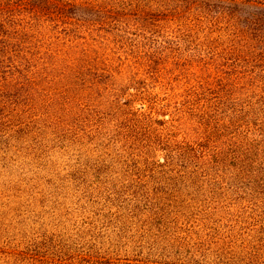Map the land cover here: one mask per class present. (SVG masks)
Returning a JSON list of instances; mask_svg holds the SVG:
<instances>
[{"label":"rangeland","instance_id":"obj_1","mask_svg":"<svg viewBox=\"0 0 264 264\" xmlns=\"http://www.w3.org/2000/svg\"><path fill=\"white\" fill-rule=\"evenodd\" d=\"M70 1L79 17L67 14L63 22L68 23L76 47L58 46L61 55L53 56L57 67L44 70L43 77L0 80V264L22 250L23 260L35 259L30 264H50L60 257L71 264H87V251L98 261L95 264H138L139 259L185 264L187 251L176 237L179 225H192V234L185 237L202 243L220 237L206 234L221 223V233L229 240L224 245L219 238L209 247L211 260L234 257L232 264L246 263L251 257L264 260V197L255 196L253 201L259 205L253 212L246 209L248 201L236 199L233 192L226 193L227 198L202 196L193 183L183 186L150 174L154 160L164 156V145L181 137L183 129L188 139L203 138L200 134L210 130L196 126L203 118L187 109L198 99L186 86L192 83L198 91L216 84L218 69L208 72L203 63L234 57L227 52L228 35L244 29L232 16L237 0ZM240 5V11L253 10ZM71 18L84 22H70ZM173 28L175 33L201 39L196 51L188 50L191 43L153 47L152 41L142 38L143 31L161 36L163 30ZM235 38L232 44L239 53L244 43ZM181 39L190 40L182 35ZM74 61L108 70L109 74L99 73L102 87L97 88L85 70L82 83L76 82L75 88L79 87L68 92L73 82L67 67ZM240 64L256 77L261 73L262 91L250 96L253 82L249 79L237 103L249 104L242 117L250 115L254 121L264 103V67L243 60ZM129 88L132 94L127 97ZM178 100L182 105L176 106ZM141 101L147 105L143 114L134 110ZM231 108L226 109L228 115ZM159 111L170 117L161 122L151 119V113ZM133 155L140 171L129 163ZM228 171L222 178L231 183L234 170ZM211 174L214 178V171ZM196 185L201 187L199 181ZM128 194L142 204H126ZM219 201L225 205L212 212ZM254 213L252 217L259 221L248 219L246 214ZM248 237L252 238L244 242Z\"/></svg>","mask_w":264,"mask_h":264},{"label":"trees","instance_id":"obj_2","mask_svg":"<svg viewBox=\"0 0 264 264\" xmlns=\"http://www.w3.org/2000/svg\"><path fill=\"white\" fill-rule=\"evenodd\" d=\"M184 1L191 2L190 0ZM241 3L249 7L252 6L253 10L240 11L238 6L241 7ZM235 5L236 9L232 16L234 15L237 23L241 22L243 24L244 29H238L239 31L242 30L241 33H238L237 30L228 35L231 45L227 52L234 57L223 58L220 62L215 58L211 59L210 63H203L206 64L204 65V70L208 72L218 69V73H215L214 77L216 78V84L212 82L208 87L198 91H195V85L192 83H188L186 86L189 92L194 95V99H198L197 103H191L193 107L189 108L188 106L187 109H194V112L201 114L203 118V129L200 127L202 123H196V126H199L200 130H204L205 126L211 127L210 130H204L205 133L200 134L203 138L188 139V131L183 129L181 137L173 138L164 145V156L160 160H154L155 166L150 171V174L160 180L166 178L173 183L182 182L183 186L193 183L200 192L204 193L202 196L208 193L212 198L218 194L227 198L226 193L233 192L236 199L248 201L250 205L246 209L255 212L256 206L259 205H256V202L253 201L255 196L264 197V103L259 109L260 113L257 119H254V121H252L250 115L242 117V115H245L246 110L250 108L249 104L241 106L237 103L244 96V93H242V90H244L242 87L244 86L242 85L245 81L252 79L250 96L253 91L261 92L263 89L260 81L261 73L258 74V78V75L256 77V73H253L249 67L242 66L240 63L243 60L250 66H254L253 63H255L256 68L261 69L264 67V35H257L258 33H264V0H237ZM77 10L76 5L70 0H0V80L9 81L19 77L23 81H31L33 76L40 75L43 77L46 75L43 73L44 70L48 71L49 67H55L58 60H54L53 56L60 54V52H56L58 46L64 44L67 48L76 47V44L71 39L72 37L70 38V34H68L70 31L67 27L68 23L63 22V20L67 18V14H77L79 17ZM46 13H49L50 16ZM73 20L80 23L84 22L80 18L69 19L70 22ZM51 29L54 31H51ZM175 30L177 29H165L161 36L143 31L142 38H148V41H152L153 47L169 45L172 48H178L180 46L185 47L191 43L192 47L188 50L196 51L201 39L193 37L190 33H175ZM169 31L170 33H168ZM248 33H251L252 38L248 36ZM181 35L190 38L187 41L188 43L182 41ZM235 37L241 38L244 43L239 53L236 51V46L232 44L233 40L236 39ZM135 44H138V42L136 43L135 41ZM204 55L205 52L201 53V58H204ZM213 55L218 57L217 53L213 52ZM237 55H242L243 59H235ZM67 70L70 80L73 82L71 83L72 88H68V92H71V94L79 87L75 88L76 82L82 83L80 82V77L85 70L93 77L92 83L98 84L97 88L102 87V83H98L100 74H109L108 70L100 71L93 66L86 67L77 61L71 63ZM113 76L114 73L111 71L110 78L112 79ZM131 92L132 89L128 92L127 97L132 94ZM85 94H89L88 90L85 91ZM192 94H189L190 102L193 98ZM261 101L264 102V98ZM176 104V106L182 105L181 100H178ZM228 106L232 107V111H230L232 113L229 115L226 111ZM145 107H147L146 103L141 101L134 107V110L139 114H143L146 111ZM213 114H216L215 121L211 123L210 118ZM166 116L170 117V115L165 114V111L151 113V119L154 121L161 122L162 118ZM208 119H210L209 123L204 125V122ZM184 139L185 143H183ZM134 160L135 155L132 156L129 163H135L134 168L140 171L138 163ZM229 168L234 170L231 178L233 182H223L222 177L230 173L228 171ZM212 171L215 173L214 178H212ZM202 178L210 181H204ZM196 181H199L201 187H197ZM124 200H126L124 201L126 204L128 202L136 205L142 204L140 199L129 194L125 195ZM152 203L153 201H149L150 206ZM224 205L225 203L219 201L216 205L219 207H211V211H218ZM243 206H245V203ZM146 209H148V205H146ZM128 213L133 214L131 210ZM256 214L246 215L250 216L248 219L256 222L259 221V218L252 217ZM233 222L238 225L237 221ZM222 224L208 229L206 237L210 238L211 235L208 233H215L220 237H217L218 239L216 238L214 242H218L220 238L223 239L222 242L225 245L229 239L225 238V235L221 233ZM228 226L231 227V225ZM192 228L190 224L187 226L179 225V229L177 228L180 232L176 234V237L183 240V248L188 253H185V264H232L234 257L228 261H225L223 257L215 260H211L208 257L209 247L214 242H194L190 236L185 237L192 234ZM251 238L248 237L243 241H249ZM8 253L6 252V254ZM13 254L14 259L9 257L5 261L6 264H30L31 261L35 260L31 259L29 261L30 259L27 258L28 263L23 260L21 256L24 254V250ZM258 254H261V252L258 251ZM85 255V258L89 259L87 264L98 262L92 253L87 251ZM85 255L80 258L83 259ZM137 263L158 264V262H145L141 259ZM50 264L71 263L60 257L58 261ZM126 264H130V261H127ZM243 264H264V260L251 257Z\"/></svg>","mask_w":264,"mask_h":264}]
</instances>
